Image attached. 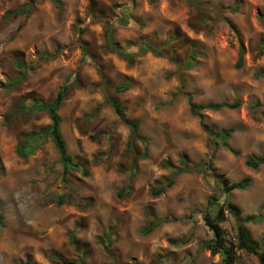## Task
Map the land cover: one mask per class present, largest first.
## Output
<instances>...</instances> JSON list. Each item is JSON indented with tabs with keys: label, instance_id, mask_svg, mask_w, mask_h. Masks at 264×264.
Instances as JSON below:
<instances>
[{
	"label": "rangeland",
	"instance_id": "1",
	"mask_svg": "<svg viewBox=\"0 0 264 264\" xmlns=\"http://www.w3.org/2000/svg\"><path fill=\"white\" fill-rule=\"evenodd\" d=\"M26 4L0 0V264H60L56 256L82 255L86 264H222L206 245L214 232L204 217L217 209L211 197L231 200L243 218L264 216V164H247L264 155V112L257 105L264 104V0H32L29 12L8 15ZM109 36L134 54L132 62L107 49ZM143 39L168 43L166 54L139 53ZM42 53L55 57L43 60ZM19 60L27 77L8 88L3 84L17 75ZM63 84L61 131L68 153L88 173L73 170L67 182L50 138L27 158L17 151L24 134L51 120L46 112L16 110L33 98L54 99ZM119 85L126 88L117 93ZM108 90L125 116L140 122L146 159L139 158L141 140L128 152L130 130L106 101ZM188 94L204 106L240 105L205 109L202 120L192 114ZM202 122L216 132L231 129L227 145ZM182 158L212 166L181 173L154 194L175 168L183 169ZM241 182L244 188L231 189ZM226 216L221 225L235 244L237 221ZM161 217L169 220L144 232ZM245 226L264 249V219ZM235 264L260 262L238 250Z\"/></svg>",
	"mask_w": 264,
	"mask_h": 264
},
{
	"label": "trees",
	"instance_id": "2",
	"mask_svg": "<svg viewBox=\"0 0 264 264\" xmlns=\"http://www.w3.org/2000/svg\"><path fill=\"white\" fill-rule=\"evenodd\" d=\"M26 5L20 7L18 10L15 11H9L8 15H20L21 13L29 12L32 9V0H27ZM262 19L264 20V15H262ZM123 24L126 22L123 18L121 19ZM168 43L156 47L155 43H152L149 39H143L142 45L140 46V52L143 53L147 50L152 51L153 53L157 55H164L166 54L167 45ZM107 49L110 51H116L120 54L125 55L128 58L129 62L133 61L134 54L129 53L124 47L120 46L117 42L113 40L111 36L108 37L107 40ZM165 49V50H164ZM260 52L264 54V42H262L260 46ZM86 52L85 54H87ZM243 53L244 49L242 48L240 50V56L238 61V66L242 64L243 59ZM55 56L48 54V53H42L40 54V58L43 60H50L53 59ZM190 57L193 59L196 57V53H191ZM32 68V65L28 67ZM190 67V66H189ZM17 69L19 72L16 76L10 78V82L4 83L3 85L8 88H13L18 86L22 81H24L27 77L28 70L27 65L22 62L21 60L17 63ZM260 75H264V72H262ZM68 85L63 84L60 88L58 93L56 94L55 98L49 101L41 100V99H32L31 104H25L23 101L21 106L16 111H25L29 114L37 113V112H46L48 117L50 118L51 122L50 124L45 128L41 129L37 132H31L26 133L23 135L22 139L17 144V151L20 157L27 158L30 155H33L36 149L38 148L39 144L44 142L47 138H50L54 145L56 146L58 155H59V162L62 165V180L64 182H67V175L73 171L78 169H83L84 173L87 175V170H85V165L74 160L73 157L68 153L67 148V142L64 138V135L61 131V117L58 113V110L60 106L62 105L63 101L66 97V91H67ZM125 86H117L115 87V92L119 93L124 91ZM107 91L106 95V101L112 106L115 113L118 115V117L124 121L126 126L130 130V139L128 144V152H132L135 142L137 140H141L144 142V151L142 154H140L139 158L146 159L149 156V150L148 145L149 141L142 136L140 133V122L138 120L128 119L125 116V108L121 103L119 102V99L116 95L108 93ZM188 101L190 105V110L192 114L198 115L203 120L202 111L205 109H214V110H220L222 108H235L238 107L240 104L237 101H234L232 103L228 101H222L216 104H207V105H200L196 104L193 101V97L191 94H188ZM258 108H263L264 112V104L258 103ZM16 111H12V114L10 115L13 117L16 113ZM9 116V117H10ZM203 128L210 133L213 138L216 139H223V143L226 144V139L230 138L233 134V131L230 130H223L221 132H216L212 128H210L205 122H202ZM133 164L135 166L138 156H134ZM181 163L183 166V169L181 168H175L173 171V175L170 179L167 180L165 184H161L160 188L154 192V194L158 195L165 191L166 187L172 186L175 183V178L184 172L188 171H195L199 173H204L207 171L208 167H211V162L206 161L204 163L198 162L195 164H190L189 161L186 158L181 159ZM247 164L253 168H258L261 164H264V155L260 158H250L247 160ZM246 181V180H245ZM246 186L245 182L241 183H235L231 186V189H241ZM131 186L129 185L128 188ZM126 188V189H128ZM125 189V190H126ZM226 192H230V189L227 188ZM65 200V196L62 195L58 203L62 204ZM212 201H215V204H217V209L214 213L207 212L205 214L204 220L209 226V228L214 232V237L207 242V246L212 250L214 254H220L222 255V264H235L236 263V257H237V251L243 250L252 254H255L260 264H264V249L261 248L259 245L255 243V241L251 238L249 230L245 226V222H260L264 219V216H247L245 218L242 217V213L240 208L235 205L231 200H226L223 204L218 203V199L215 196L211 197ZM226 211H228L237 221V227H236V243L235 244H229L226 240L225 236V229L222 227V223H224L227 220ZM3 214L0 213V222H2ZM169 220V217H161L157 219L155 222H152L148 229H145L144 232H149L152 230L155 226L159 225L160 223L166 222ZM109 239V243L112 242L111 238ZM59 260L60 264H86L85 262V256L82 255L80 260L74 261V260H67L61 256H56ZM24 264H29L28 262Z\"/></svg>",
	"mask_w": 264,
	"mask_h": 264
}]
</instances>
